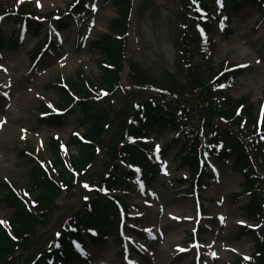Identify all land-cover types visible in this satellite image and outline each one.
<instances>
[{
	"label": "rangeland",
	"instance_id": "374dc122",
	"mask_svg": "<svg viewBox=\"0 0 264 264\" xmlns=\"http://www.w3.org/2000/svg\"><path fill=\"white\" fill-rule=\"evenodd\" d=\"M21 1H25L21 3L24 10L36 9L42 13L64 10L73 3V0ZM87 2L90 9H85L88 14L81 24L70 21L68 29L57 33L62 48L54 53H42L35 62L33 57L39 50L38 41L45 37L49 29L57 28L55 21L52 26L44 22L45 26L36 35L31 29L27 34L21 35L19 29L24 26L18 25L15 16L8 15L2 19L0 218L4 220L14 212L4 198L10 187L22 189L30 186L29 160L33 157L23 150L30 145L27 141L38 145L37 154L57 175L60 176L62 171L72 175L70 193L64 194L59 200L60 204L50 212L49 221L40 224L32 239L35 242L33 246L20 253L21 264L29 263L38 251H43L48 240L61 229L63 220L77 211L84 200L95 195V187L99 186L111 166L109 154L116 142L119 122L123 118L125 121L128 111H132V107L135 108L142 99L153 96L150 90H138L128 95L124 89H117L112 111L107 119L118 120L112 121L111 128L104 131L107 136L102 138L103 148H97L98 156L89 159L88 164L80 167L77 174L74 166L65 165L60 154L53 152L50 142L53 137H58L67 156L79 153V146L70 142L73 132L78 131L82 135L85 131L84 126H77L76 123L80 121L77 119L79 109L72 107L73 112L69 118L59 125L41 119L39 109H42L44 103L49 110L50 105L51 111L55 110L61 100V90L52 84L62 83L66 79L68 81L73 76L76 81L79 80L76 68H84L91 77H97L103 55L93 41L102 39L110 21L122 16L113 0ZM187 2L188 0H146L144 6L135 12L131 29L137 33L133 41L129 37L127 57H132L139 84L171 87L179 90L178 92L189 88L187 64L182 61L179 51V35L183 31L182 24L188 11ZM13 3V0H0V4L4 6ZM230 4V0H221L219 4L211 2L208 5L211 8V12L207 13L208 17L212 10L214 13H222L219 17H209L211 25L208 29L211 30L208 38L211 43L214 40L212 48L216 47L214 53L205 60L196 54L192 61L199 64L205 72L210 67H220V62L226 61L225 59L236 64H246L243 75L237 80L230 95L233 99L249 96L244 101L248 100L260 111L264 99V9L250 5L236 11L231 10ZM227 12L231 17L232 33L226 38L222 31L228 23L225 19ZM201 15H204L203 11ZM8 38L12 41L7 42ZM237 106L236 104L233 109ZM118 110L121 112H117ZM174 132L172 128L150 132L149 138L153 139L154 149H166L161 154L164 159L161 164L163 172L154 180V185L147 194L137 188L134 195L128 198L133 203L130 212L135 216L128 218L124 224L125 237L116 238L114 230L110 234L103 232L105 238L95 236L91 241L86 238L81 248L86 255L73 264H230L237 262L239 255L252 253L255 247L253 235H242L239 227L242 223L258 224L257 220H250L247 216L245 205L251 198L239 186L243 177L228 167L216 165L212 168L214 176L208 181L210 186L206 194H200L205 204L202 210L197 193L186 180L189 178L188 166L181 164L179 160L182 140L171 142L175 138ZM91 164L93 166L88 169ZM227 177L230 180L225 182ZM233 194L238 195L233 197ZM106 223L108 221L103 220L102 225Z\"/></svg>",
	"mask_w": 264,
	"mask_h": 264
},
{
	"label": "trees",
	"instance_id": "16d2710c",
	"mask_svg": "<svg viewBox=\"0 0 264 264\" xmlns=\"http://www.w3.org/2000/svg\"><path fill=\"white\" fill-rule=\"evenodd\" d=\"M83 1L75 0V6L73 5L66 11H60L56 20L59 30L66 27L68 20L81 18L80 13L85 4ZM113 1L122 16L119 17L120 19L110 21V33L104 34L102 39L93 41L95 47L100 48L103 55V59L100 61L101 69L96 75L97 77H91L87 71L80 69L76 76L81 79L76 81V77L73 76L68 81L66 80V84L61 82L52 84L61 90L58 108L63 113L61 115L50 114L45 120L50 124H63L73 112L72 107L76 106L79 109L77 119L80 121H76V123L77 126H84L83 138L86 142L79 140L76 135L70 139L72 144L79 146V153L72 155V162L79 169L85 164L87 165L89 159L98 156L97 148H103L101 141L107 136L104 131L111 128L112 121L118 120V118L112 120L107 118L111 114L117 89H124L121 84L122 70L127 68L125 71L128 72L124 74L126 78L138 82L132 57L130 59L127 57L128 41L129 37L131 38L137 33L134 30L131 35L133 20L136 17L135 12L144 6L146 0ZM195 1H200L201 7L206 6L204 0ZM230 3L233 9L241 11L242 8L250 5L261 7L264 0H230ZM14 8L16 6L12 5L13 11H15ZM193 8L196 10L193 13L195 16L188 17L185 31L179 35V51H181L182 61L187 64L189 88L178 92L179 90L176 91L171 87L151 85L160 88L164 93L149 88L148 90L153 96L140 103L142 106L136 109L132 107L133 102L131 103L132 111H128L125 121L123 118L118 124L116 142L109 154L111 159L109 163L113 165V168L108 171L103 183L106 188L115 186L120 189L127 181L137 182L148 172L157 175L158 161L155 158L148 159L146 156L153 150L152 141L147 142L144 137L152 130L174 129L185 138L181 145V154H179L180 163L188 165L192 178L198 180L197 187L202 188L199 178L205 174L204 169L209 164V159L206 156L217 159L225 166H231L244 177L243 184L253 198L249 209L251 214L261 219V228L258 231L246 228L247 232H242L252 233L257 243L250 262L239 259L236 263L264 264V188L258 184L260 180L264 181V117L260 121L257 107L252 103L247 102L240 115H237L236 109H233L236 104L239 105L244 100L233 99L225 90L234 85V78L239 76V70H224L222 69L224 63H222L221 67H210L205 72L202 67H199V64L192 61L196 54L201 53L202 56H205L208 53V50L202 47L205 42L206 30L195 27L201 19L197 14L198 8L195 3H193ZM5 11L6 6H0V13ZM74 11L79 13L78 17ZM54 15V11L41 14L36 9H20L14 14L16 22H24L27 26L26 29L33 30L35 35L45 26L43 25L45 21L49 22L54 19ZM1 32L0 27V44L3 40ZM44 36L42 41L44 45L50 44L56 39L52 30ZM10 41L12 40L8 38L7 42ZM218 69H222V71ZM59 83L62 85L60 86ZM141 85L148 86L150 84L142 83ZM41 111L50 112L44 103ZM116 115L117 113L113 118ZM198 131L204 133L205 142ZM260 139L263 143L260 142ZM198 140L201 141L200 145H198ZM207 142L211 144L209 145ZM50 145L54 153L56 151L61 154L57 140H52ZM29 161L31 189H26L23 193V191L16 192L10 187L9 191L4 194V198L14 209L12 216L8 218L13 231L7 230L5 225L0 223V264H21L20 253L26 252L30 246H33L35 242L32 239L40 224L49 221L50 212L60 204L59 200L64 197V194L70 193L69 184L72 175L69 176L67 172L62 171L59 176L51 169L48 172L34 158ZM92 166L93 164L89 167ZM106 197L99 195L83 201L79 210L68 219L62 227L63 229L48 247L43 249L42 256L34 258L32 264L70 262L77 253V245L84 239L83 235L90 234L93 226L100 225L102 219H108L110 223L115 220L116 206L113 204V200V202H109ZM112 197L117 199L116 195ZM122 203L126 214H128V204L123 200ZM28 205H30L29 208Z\"/></svg>",
	"mask_w": 264,
	"mask_h": 264
},
{
	"label": "bare ground",
	"instance_id": "6f19581e",
	"mask_svg": "<svg viewBox=\"0 0 264 264\" xmlns=\"http://www.w3.org/2000/svg\"><path fill=\"white\" fill-rule=\"evenodd\" d=\"M227 179H229V180H230V178H229V177H227Z\"/></svg>",
	"mask_w": 264,
	"mask_h": 264
},
{
	"label": "snow or ice",
	"instance_id": "6c2138e0",
	"mask_svg": "<svg viewBox=\"0 0 264 264\" xmlns=\"http://www.w3.org/2000/svg\"><path fill=\"white\" fill-rule=\"evenodd\" d=\"M87 187V186H86Z\"/></svg>",
	"mask_w": 264,
	"mask_h": 264
}]
</instances>
